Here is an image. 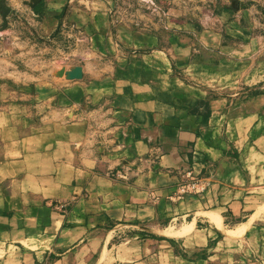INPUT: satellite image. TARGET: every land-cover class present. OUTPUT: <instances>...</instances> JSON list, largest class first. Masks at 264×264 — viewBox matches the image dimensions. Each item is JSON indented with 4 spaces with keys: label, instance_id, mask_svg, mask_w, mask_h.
Instances as JSON below:
<instances>
[{
    "label": "crops",
    "instance_id": "crops-1",
    "mask_svg": "<svg viewBox=\"0 0 264 264\" xmlns=\"http://www.w3.org/2000/svg\"><path fill=\"white\" fill-rule=\"evenodd\" d=\"M24 1L0 31V264H264V103L177 75H212L190 59L218 28L174 21L137 51L113 38L114 0ZM187 170L210 185L174 199Z\"/></svg>",
    "mask_w": 264,
    "mask_h": 264
},
{
    "label": "rangeland",
    "instance_id": "rangeland-1",
    "mask_svg": "<svg viewBox=\"0 0 264 264\" xmlns=\"http://www.w3.org/2000/svg\"><path fill=\"white\" fill-rule=\"evenodd\" d=\"M0 1L20 6L22 0ZM32 1L25 0L24 6L30 7ZM112 6L114 40L119 44L128 43V49L137 51L157 50L168 40L173 42L171 27L174 21L189 20L195 23L198 32L215 25L221 34L222 44L214 49L198 47V51L200 48L202 51L190 59L213 71L212 75L209 78H190L182 72V66L177 73L179 79L209 88L211 95L224 96L227 103L256 97H261L264 103V0H114ZM18 15L21 18L16 16L18 27L22 30L20 36H32L35 31L27 23V14ZM69 16L71 21L73 14ZM9 21L10 18L3 29ZM176 34L183 36L182 31ZM76 36V29L68 28V33L62 37L68 52L75 50L72 40ZM205 52L216 53L208 59L204 57L208 55ZM78 67L66 69L64 65L59 75H63L67 83L80 80L83 73L77 75Z\"/></svg>",
    "mask_w": 264,
    "mask_h": 264
},
{
    "label": "built area",
    "instance_id": "built-area-1",
    "mask_svg": "<svg viewBox=\"0 0 264 264\" xmlns=\"http://www.w3.org/2000/svg\"><path fill=\"white\" fill-rule=\"evenodd\" d=\"M118 177H124L125 173H116ZM210 183L205 181L203 177L195 175L192 170L182 173L177 182L176 189L172 194V198L181 199L187 194H199L207 190ZM155 199V197H153Z\"/></svg>",
    "mask_w": 264,
    "mask_h": 264
},
{
    "label": "water",
    "instance_id": "water-1",
    "mask_svg": "<svg viewBox=\"0 0 264 264\" xmlns=\"http://www.w3.org/2000/svg\"><path fill=\"white\" fill-rule=\"evenodd\" d=\"M0 7H1L2 19H3V25L1 26V28L3 29V27L6 26V23H7V20H8V15L11 13V8L9 6H7L6 4H4L3 1H0ZM81 72L82 71L78 67L77 75H81Z\"/></svg>",
    "mask_w": 264,
    "mask_h": 264
}]
</instances>
